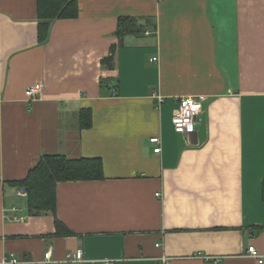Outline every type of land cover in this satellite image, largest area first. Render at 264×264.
<instances>
[{"label": "crops", "instance_id": "1", "mask_svg": "<svg viewBox=\"0 0 264 264\" xmlns=\"http://www.w3.org/2000/svg\"><path fill=\"white\" fill-rule=\"evenodd\" d=\"M37 9L0 0V264H259L264 0H78L44 44ZM120 17L138 31L119 41ZM203 96L191 130L175 133L179 100ZM43 154L100 158L104 179L58 183L54 214L30 215L12 182ZM76 249L83 260L66 262Z\"/></svg>", "mask_w": 264, "mask_h": 264}, {"label": "trees", "instance_id": "2", "mask_svg": "<svg viewBox=\"0 0 264 264\" xmlns=\"http://www.w3.org/2000/svg\"><path fill=\"white\" fill-rule=\"evenodd\" d=\"M38 42L44 44L48 39L52 21L71 19L78 14V0H37ZM136 19L120 17L117 22L116 36L119 41L126 35L136 33ZM115 46L110 48V55L101 60V65L113 69ZM81 129L91 125L89 110H82L79 115ZM104 179L103 164L100 158L70 159L65 155H41L38 163L27 176L12 185L26 189V206L30 215L54 214L56 208V185L61 182H96ZM264 200V183L262 186ZM59 234H72L56 221ZM62 228V231L60 230Z\"/></svg>", "mask_w": 264, "mask_h": 264}, {"label": "built area", "instance_id": "3", "mask_svg": "<svg viewBox=\"0 0 264 264\" xmlns=\"http://www.w3.org/2000/svg\"><path fill=\"white\" fill-rule=\"evenodd\" d=\"M42 91V85L37 83L29 86L26 90V95L30 99H36ZM156 108L159 109L160 106L164 103V98L161 96H156ZM209 98L206 96L193 98L185 97L179 100L178 108L175 111L172 117V126L173 130L177 134H186L196 123L197 116L201 112L202 102L207 101ZM151 144H159L158 138H151L149 140ZM154 153H158L160 148L153 150ZM18 196H26V189L20 187L17 191ZM158 196V194L156 195ZM15 210V209H13ZM15 222H22L23 218L14 217ZM159 245H156L158 247ZM84 252L82 249H76L73 251H68L65 256L66 262H81L83 260ZM249 255L256 258L259 264H263L264 258L258 254L255 250H249ZM161 264H165L170 261L166 256H162L160 259ZM3 264H22L16 257L10 255L9 258L4 260ZM103 264H109L108 261H105Z\"/></svg>", "mask_w": 264, "mask_h": 264}]
</instances>
